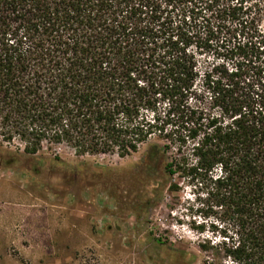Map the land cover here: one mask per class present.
I'll return each mask as SVG.
<instances>
[{
	"label": "trees",
	"instance_id": "obj_1",
	"mask_svg": "<svg viewBox=\"0 0 264 264\" xmlns=\"http://www.w3.org/2000/svg\"><path fill=\"white\" fill-rule=\"evenodd\" d=\"M263 25L264 0H0V138L142 152L134 182L190 191L201 264H264Z\"/></svg>",
	"mask_w": 264,
	"mask_h": 264
},
{
	"label": "rangeland",
	"instance_id": "obj_2",
	"mask_svg": "<svg viewBox=\"0 0 264 264\" xmlns=\"http://www.w3.org/2000/svg\"><path fill=\"white\" fill-rule=\"evenodd\" d=\"M141 155L44 146L29 157L0 138V264H201L190 191L143 189L132 168Z\"/></svg>",
	"mask_w": 264,
	"mask_h": 264
}]
</instances>
